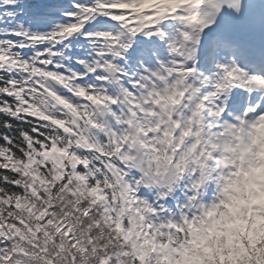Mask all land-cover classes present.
Instances as JSON below:
<instances>
[{
	"label": "snow or ice",
	"instance_id": "1",
	"mask_svg": "<svg viewBox=\"0 0 264 264\" xmlns=\"http://www.w3.org/2000/svg\"><path fill=\"white\" fill-rule=\"evenodd\" d=\"M0 264H264V0H0Z\"/></svg>",
	"mask_w": 264,
	"mask_h": 264
}]
</instances>
